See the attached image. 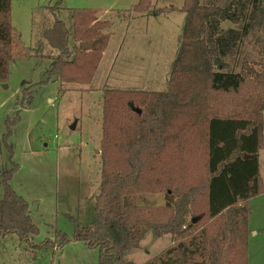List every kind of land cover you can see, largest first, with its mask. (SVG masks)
Instances as JSON below:
<instances>
[{"label": "trees", "instance_id": "1", "mask_svg": "<svg viewBox=\"0 0 264 264\" xmlns=\"http://www.w3.org/2000/svg\"><path fill=\"white\" fill-rule=\"evenodd\" d=\"M261 0H183L179 47L166 90L104 91L100 142V191L94 217L75 223L70 234L33 242L38 228L29 204L10 185L17 164L3 144L11 167L1 172L0 236L16 234L32 250L61 249L71 241L97 249V264H137L123 254L137 248L148 232L169 234L171 242L142 264H247L248 200L263 190L258 153L264 116V40L254 42L256 59L235 70L227 63L221 33L228 21L244 32L263 8ZM152 0L132 11L146 13ZM252 3V10L245 9ZM55 6L50 7L53 13ZM72 30L56 19L43 31L58 51L46 79L89 83L109 40L111 23L97 10L71 11ZM246 18L249 21H246ZM74 44L70 45V39ZM94 41L89 49L82 42ZM233 47L234 42H227ZM11 23V0H0V83L10 63L30 57ZM33 86L22 89L29 107ZM8 136V137H7ZM7 137V138H6ZM163 194L159 206L132 202L138 195Z\"/></svg>", "mask_w": 264, "mask_h": 264}, {"label": "rangeland", "instance_id": "2", "mask_svg": "<svg viewBox=\"0 0 264 264\" xmlns=\"http://www.w3.org/2000/svg\"><path fill=\"white\" fill-rule=\"evenodd\" d=\"M137 1L11 0L12 26L31 55L10 63L7 81L0 83V181L2 170L11 167L3 141L7 121H14L6 137L13 150L11 159L18 166L10 185L29 204V215L38 228L32 239L35 243L54 239L58 231L70 234L75 223L86 224L94 217L95 196L100 191L104 91L166 90L184 24L185 14L179 10L183 0H152L147 11L150 15L135 18L133 14L140 12L130 8ZM56 4L51 13L50 7ZM260 4L263 12L251 21L247 32L228 21L222 23L225 30H234L223 31L221 42L230 52L227 63L235 70L244 59H256L253 44L264 40V0ZM252 7V3L246 6V15ZM75 8L107 10L104 19L113 23L110 48L117 47L113 68L100 82L102 67H97L101 71L89 83L53 79L40 83L48 75L51 57L58 53L47 43L43 31L55 18L71 31V11ZM126 13L131 17L118 23L117 14L126 18ZM227 42H234L233 47ZM73 44L71 38L70 45ZM31 85L34 92L29 107L21 108L22 89ZM258 162L263 190L248 200L247 264H264V116ZM132 202L159 206L165 199L163 194H146ZM170 242L169 234L156 236L148 232L139 247L124 252L123 259L142 264ZM0 264H97V249L71 241L58 250L49 246L32 250L16 234L9 233L0 236Z\"/></svg>", "mask_w": 264, "mask_h": 264}, {"label": "crops", "instance_id": "3", "mask_svg": "<svg viewBox=\"0 0 264 264\" xmlns=\"http://www.w3.org/2000/svg\"><path fill=\"white\" fill-rule=\"evenodd\" d=\"M134 5V4H133ZM132 5V6H133ZM131 6V7H132ZM97 10H98V12H97V18H98V20H100V21H103V20H106V21H109L110 23H111V26H110V28H109V30H108V32L110 33V38H109V40H108V43H107V45H106V48L104 49V51H103V53H102V56H101V59H100V61H99V63H98V68L99 67H102L103 68V76H101V73H100V75H99V77H100V79H99V82H100V80H103L104 81V76L106 77L107 75H108V73H109V71L111 70V68H113V63H114V58H115V55L114 54H116L115 53V51H116V48L117 47H113L112 46V48H110L111 47V44H112V42H111V39H112V37H111V30H112V26H113V23L110 21V20H108V19H104L105 18V15H107L108 13L106 12L107 10H100L101 8H96ZM131 9V8H130ZM129 9V10H130ZM100 10V11H99ZM171 11V10H170ZM164 12H167V10L165 9V11ZM178 12H180V11H178ZM133 13V12H132ZM155 13H157V12H154V14ZM154 14H152L151 13V15H154ZM126 15H127V17L126 18H124V16H123V14H122V18H120L119 16H118V14H117V20H118V23H122L123 24V22L122 21H126V19H129L130 17H131V13H126ZM134 15V17L135 18H137V15L139 16V17H147L148 15H150V14H148L147 12L145 13H139V14H133ZM127 28V27H126ZM224 29H225V27H224ZM175 54H176V52H175ZM103 63H104V66H102L103 65ZM98 71H101L100 69H97L96 68V70H95V72H94V74H93V76H92V79H91V81H93V79H94V77H95V75L97 74V72ZM97 76H98V74H97Z\"/></svg>", "mask_w": 264, "mask_h": 264}, {"label": "water", "instance_id": "4", "mask_svg": "<svg viewBox=\"0 0 264 264\" xmlns=\"http://www.w3.org/2000/svg\"><path fill=\"white\" fill-rule=\"evenodd\" d=\"M94 41H90V42H82L81 43V48L82 49H89L92 47Z\"/></svg>", "mask_w": 264, "mask_h": 264}]
</instances>
